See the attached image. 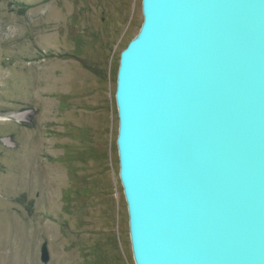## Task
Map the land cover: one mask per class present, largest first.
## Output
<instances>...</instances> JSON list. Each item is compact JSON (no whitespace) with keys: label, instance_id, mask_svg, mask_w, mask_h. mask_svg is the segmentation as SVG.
<instances>
[{"label":"water","instance_id":"1","mask_svg":"<svg viewBox=\"0 0 264 264\" xmlns=\"http://www.w3.org/2000/svg\"><path fill=\"white\" fill-rule=\"evenodd\" d=\"M143 12L116 96L136 264H264V0Z\"/></svg>","mask_w":264,"mask_h":264},{"label":"rangeland","instance_id":"2","mask_svg":"<svg viewBox=\"0 0 264 264\" xmlns=\"http://www.w3.org/2000/svg\"><path fill=\"white\" fill-rule=\"evenodd\" d=\"M143 24V0H0V264L45 240L49 264H136L116 96Z\"/></svg>","mask_w":264,"mask_h":264},{"label":"trees","instance_id":"3","mask_svg":"<svg viewBox=\"0 0 264 264\" xmlns=\"http://www.w3.org/2000/svg\"><path fill=\"white\" fill-rule=\"evenodd\" d=\"M73 57H76V58L81 59L78 56H73ZM81 63H82V65H83L84 68H86L87 70L93 72L94 74H100L101 73L100 70H98L97 68H95L94 66H92L90 62L81 59ZM116 75H117V70L114 71V76H116ZM74 131L75 130H73L72 132H74Z\"/></svg>","mask_w":264,"mask_h":264}]
</instances>
